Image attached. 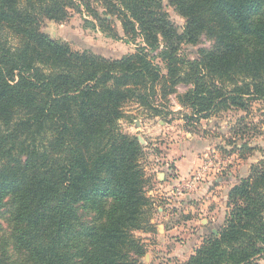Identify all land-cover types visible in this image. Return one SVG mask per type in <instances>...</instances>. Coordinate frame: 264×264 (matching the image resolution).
I'll return each instance as SVG.
<instances>
[{
    "label": "trees",
    "instance_id": "1",
    "mask_svg": "<svg viewBox=\"0 0 264 264\" xmlns=\"http://www.w3.org/2000/svg\"><path fill=\"white\" fill-rule=\"evenodd\" d=\"M167 1L182 32L164 0H0V264H141L134 232L150 226V181L143 146L119 125L126 105L160 114L148 93L163 80L191 84L179 100L205 119L264 104V0ZM73 12L112 38L119 22L144 45L109 60L42 31ZM203 36L212 49L184 60L180 46ZM229 197L219 235L179 264L264 258V158Z\"/></svg>",
    "mask_w": 264,
    "mask_h": 264
},
{
    "label": "rangeland",
    "instance_id": "2",
    "mask_svg": "<svg viewBox=\"0 0 264 264\" xmlns=\"http://www.w3.org/2000/svg\"><path fill=\"white\" fill-rule=\"evenodd\" d=\"M164 3L182 32L185 19L167 5V0ZM85 18L73 12L63 23L45 22L42 31L73 51L109 60L127 57L144 45L140 38L126 40L119 22L118 37L112 38L85 24ZM213 45L203 36L196 45L182 44L180 55L184 60H196L200 50H211ZM151 56L168 78V66L159 53ZM192 88L184 83L171 86L163 80L148 93L160 114L131 102L124 109L130 119L119 122L123 132L143 146L141 165L150 181V226L134 232L146 251L139 258L141 264L186 262L205 241L218 236L234 208L231 190L248 179L264 158L262 102L252 103L248 110L230 108L205 119L179 100ZM9 236L7 222L0 220V242H8ZM258 264H264V258Z\"/></svg>",
    "mask_w": 264,
    "mask_h": 264
},
{
    "label": "crops",
    "instance_id": "3",
    "mask_svg": "<svg viewBox=\"0 0 264 264\" xmlns=\"http://www.w3.org/2000/svg\"><path fill=\"white\" fill-rule=\"evenodd\" d=\"M177 168H178V167H176V171H177Z\"/></svg>",
    "mask_w": 264,
    "mask_h": 264
}]
</instances>
